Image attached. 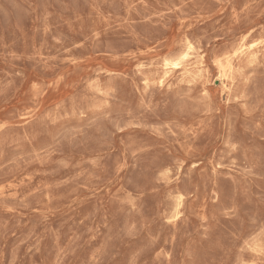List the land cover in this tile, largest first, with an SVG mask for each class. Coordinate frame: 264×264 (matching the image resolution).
<instances>
[{
    "label": "rangeland",
    "instance_id": "obj_1",
    "mask_svg": "<svg viewBox=\"0 0 264 264\" xmlns=\"http://www.w3.org/2000/svg\"><path fill=\"white\" fill-rule=\"evenodd\" d=\"M0 264H264V0H0Z\"/></svg>",
    "mask_w": 264,
    "mask_h": 264
},
{
    "label": "bare ground",
    "instance_id": "obj_2",
    "mask_svg": "<svg viewBox=\"0 0 264 264\" xmlns=\"http://www.w3.org/2000/svg\"><path fill=\"white\" fill-rule=\"evenodd\" d=\"M220 41V40H219ZM217 42V41H216ZM214 67V66H213Z\"/></svg>",
    "mask_w": 264,
    "mask_h": 264
}]
</instances>
